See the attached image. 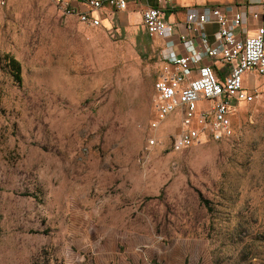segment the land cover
<instances>
[{
    "label": "rangeland",
    "instance_id": "374dc122",
    "mask_svg": "<svg viewBox=\"0 0 264 264\" xmlns=\"http://www.w3.org/2000/svg\"><path fill=\"white\" fill-rule=\"evenodd\" d=\"M162 47L59 0L0 8V264H264V77L229 138L174 151L179 112L150 129Z\"/></svg>",
    "mask_w": 264,
    "mask_h": 264
},
{
    "label": "built area",
    "instance_id": "2783aa9c",
    "mask_svg": "<svg viewBox=\"0 0 264 264\" xmlns=\"http://www.w3.org/2000/svg\"><path fill=\"white\" fill-rule=\"evenodd\" d=\"M7 0H0V8ZM264 7V0H246ZM127 0H90V10L76 11L62 7L88 27H99L101 21L92 13L104 7L123 11ZM174 0H156L155 6L141 11L147 34L162 41L161 73L153 84L154 107L157 115L151 131L175 112L180 114L182 129L173 136L172 149L179 151L199 141V133H206L214 141L229 138L230 117L239 102H250L255 92L242 88L245 72L264 76L263 14L247 16L244 11L226 6L184 7L183 21L173 24L163 19V12L176 10ZM216 24L217 31L210 40L205 26ZM254 28L255 33L247 35ZM208 102V109L198 105ZM157 144L156 136L148 138V146Z\"/></svg>",
    "mask_w": 264,
    "mask_h": 264
},
{
    "label": "crops",
    "instance_id": "0c3cea01",
    "mask_svg": "<svg viewBox=\"0 0 264 264\" xmlns=\"http://www.w3.org/2000/svg\"><path fill=\"white\" fill-rule=\"evenodd\" d=\"M59 1L63 5H68L69 8H74L76 11L79 12H86L90 10L88 4L90 0H59ZM127 2H128L127 7L123 11H118L109 7H104L101 10L93 11L92 14L97 18H99L101 21V25L99 27L106 26L111 28L115 24H118L120 27L121 25L129 27L139 22L143 27V29L145 30L142 23L141 11L146 6H155L156 0H127ZM174 2L177 5L176 10H172V11L166 10L163 12L164 13L163 19L169 24H173L176 21H183L184 7H204V6L233 7L239 11H244L247 16H251L254 13H262L263 23H264V7H261L260 5L257 4H249L246 2V0H174ZM133 17L135 18L134 19L135 23L131 24ZM204 30L208 38L212 40L213 34L217 31V25L216 24L206 25ZM254 33H255L254 28H251L250 30L247 31V35L249 36L253 35ZM158 40L161 41L160 39ZM161 44L163 46L162 41ZM248 74H253L255 76H258L259 74L255 72H245L242 76V88L245 91L252 93L255 92V89L257 88L258 85L255 86L254 88L249 87L246 81V77Z\"/></svg>",
    "mask_w": 264,
    "mask_h": 264
},
{
    "label": "trees",
    "instance_id": "16d2710c",
    "mask_svg": "<svg viewBox=\"0 0 264 264\" xmlns=\"http://www.w3.org/2000/svg\"><path fill=\"white\" fill-rule=\"evenodd\" d=\"M5 59L7 61V66L12 70L16 81L18 83H20L21 77H20V64H19V62L15 58H13L9 55H5Z\"/></svg>",
    "mask_w": 264,
    "mask_h": 264
}]
</instances>
